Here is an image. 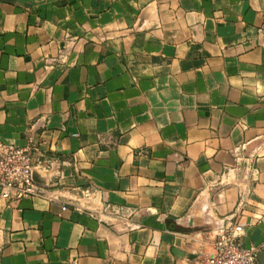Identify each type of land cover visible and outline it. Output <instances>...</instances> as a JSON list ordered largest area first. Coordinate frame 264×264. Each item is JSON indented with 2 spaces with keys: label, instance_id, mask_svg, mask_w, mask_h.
Segmentation results:
<instances>
[{
  "label": "crops",
  "instance_id": "0c3cea01",
  "mask_svg": "<svg viewBox=\"0 0 264 264\" xmlns=\"http://www.w3.org/2000/svg\"><path fill=\"white\" fill-rule=\"evenodd\" d=\"M2 144L55 168L0 197V264H201L237 223L261 252L264 0H0Z\"/></svg>",
  "mask_w": 264,
  "mask_h": 264
},
{
  "label": "built area",
  "instance_id": "2783aa9c",
  "mask_svg": "<svg viewBox=\"0 0 264 264\" xmlns=\"http://www.w3.org/2000/svg\"><path fill=\"white\" fill-rule=\"evenodd\" d=\"M53 162L45 159L41 150L34 145L16 146L2 144L0 146V197L21 199L25 196L46 195L45 185L36 182L33 171L45 174L54 170ZM240 196L234 216L246 202ZM63 209H66L63 206ZM243 223L220 228L214 242L213 252L201 261V264H260L259 249L256 246H244L241 236Z\"/></svg>",
  "mask_w": 264,
  "mask_h": 264
},
{
  "label": "water",
  "instance_id": "95a60500",
  "mask_svg": "<svg viewBox=\"0 0 264 264\" xmlns=\"http://www.w3.org/2000/svg\"><path fill=\"white\" fill-rule=\"evenodd\" d=\"M33 178H34V180L36 182H38L40 184H47V178H46L45 174L40 173V172H38L36 170L33 171ZM174 252L176 254H185V253H183V251H181V250H179L177 248L174 249ZM257 257H258L259 263L260 264H264V250H262L261 252H259L258 255H257Z\"/></svg>",
  "mask_w": 264,
  "mask_h": 264
}]
</instances>
